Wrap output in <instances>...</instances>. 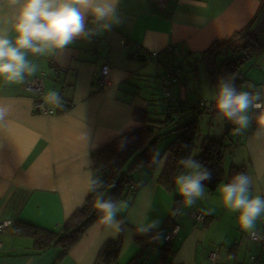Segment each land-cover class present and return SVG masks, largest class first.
<instances>
[{
  "label": "crops",
  "instance_id": "1",
  "mask_svg": "<svg viewBox=\"0 0 264 264\" xmlns=\"http://www.w3.org/2000/svg\"><path fill=\"white\" fill-rule=\"evenodd\" d=\"M263 1L167 0L161 8L153 0H121L123 23L111 31L90 40L77 39L56 56L29 57L40 66L35 76L45 74L46 96L55 88L63 94L64 103L71 104L64 108L66 112L36 113L34 97L25 89L26 84L0 81V102L10 107L7 123L0 125V222L12 221V226L0 233V264H97L104 245L121 235L100 220L64 257L62 246L57 244L35 251L31 237L14 234V222L60 231L90 194L83 165L85 152L96 176L94 152L140 126L134 120L137 108L147 110L151 118H163V64L137 60L134 53L167 48L186 53L183 60L175 54L165 57V62L173 58L178 65L187 67L182 82L175 84L179 93L173 94L181 105L190 107L195 99L190 82L201 69L199 64L194 73L195 59L216 39L231 37L246 28ZM3 16L0 13V20ZM88 22L91 26V17ZM250 61L252 67L246 73L240 70L238 76L244 81L243 90L251 83L264 93V49ZM106 63L111 66L110 80L102 86L98 78ZM156 91L159 94L154 98ZM187 113L188 110L182 115ZM256 128L251 126L244 133L240 158L244 152L254 194L264 195V134L257 135ZM163 169L164 165L162 170L141 167L132 173L137 191L122 201L127 207L117 214L126 224L119 260L114 264H128L140 252L135 243L140 224L160 220L159 227L153 229L158 231L167 227L171 216L181 225V231L170 246L165 243L161 247L156 264H264V243L252 242L249 234L240 230L237 213L228 211L221 202L220 188L227 183L228 174L216 192L210 193L206 187L207 197L187 207L177 189L169 192L158 184ZM176 198H181L182 203L172 215ZM194 208L204 212L207 221L195 220L191 215ZM256 230L264 231V214ZM129 236H133L131 243ZM215 247L220 248V259L213 263L208 256Z\"/></svg>",
  "mask_w": 264,
  "mask_h": 264
},
{
  "label": "clouds",
  "instance_id": "2",
  "mask_svg": "<svg viewBox=\"0 0 264 264\" xmlns=\"http://www.w3.org/2000/svg\"><path fill=\"white\" fill-rule=\"evenodd\" d=\"M121 0H0V81L6 84L23 85L39 71L33 58L52 57L62 53L77 39L90 40L114 26L123 23L120 11ZM91 17V26L88 18ZM239 88L234 80L219 79L210 100L216 120L232 125L233 135L244 134L255 121L257 135L264 134V93L249 83L247 90ZM46 103L56 108L63 107L64 98L55 88L50 89ZM10 107L0 102V125L7 123ZM86 143V137L84 136ZM167 160L159 149L154 150L151 163L162 170ZM92 161L85 152L83 165L88 175V191L94 193V208L101 224L114 230L116 235L124 232V219L117 214L127 207L126 203L99 191L103 181L94 176ZM181 169L175 177L178 194L185 206L192 207L197 200L207 197L204 181L212 180V172L203 167L192 155L178 160ZM253 178L246 172L238 171L229 182L220 188L223 206L232 213L242 232L254 235L257 221L264 214V195L253 192ZM11 225L12 221H5ZM160 220L140 224L136 231L144 235L157 229ZM163 233L153 236L154 241H162ZM133 236L128 237L129 243Z\"/></svg>",
  "mask_w": 264,
  "mask_h": 264
},
{
  "label": "trees",
  "instance_id": "3",
  "mask_svg": "<svg viewBox=\"0 0 264 264\" xmlns=\"http://www.w3.org/2000/svg\"><path fill=\"white\" fill-rule=\"evenodd\" d=\"M264 34V1L256 15L250 21V24L241 31H237L231 37L216 39L209 48L201 53L199 58L194 61V73L198 72L199 64L205 68L206 77L209 83L216 86L219 79L234 80L235 85L239 88L244 81L239 76L240 66L245 63L243 59H252L260 50L264 49V42L260 40V36ZM177 55L180 59H185L186 53L180 55L175 48H168L167 51L161 53L158 59L150 56L149 50H139L134 53L133 58L163 64L162 75L160 76L161 89L164 94L165 109L162 110L161 119L151 118L147 110L136 109L134 120L140 126L128 130L107 144L98 148L93 155L94 169L96 176L103 181V187L99 191H103L107 196L118 201L129 200L137 191V187L133 185L134 180L132 173L141 167H147L154 170L157 165L151 163L154 155L158 139L155 138L157 130L180 124L183 112L190 109H198L205 103L200 101L197 105L190 107L181 105L176 96L171 91V87L176 83H181L184 77L183 66L178 65L171 58L170 62H165V57ZM201 59V63H199ZM243 90V89H242ZM63 96V94H62ZM65 101V100H64ZM71 104L64 103L63 107L56 108L57 113L66 112L64 108H68ZM198 112H201L200 110ZM255 121L252 129L256 128ZM252 130V131H253ZM173 131L178 133L177 138L167 147L164 154H167V160L164 163L163 172L158 180V184L167 191H174L175 177L181 171L178 160L192 155L203 167L212 172V180L204 181L210 193L217 191L220 184L226 179L227 182L238 171L248 174L247 166H232L226 173L224 164V154L226 151L225 142L217 139H205L201 144V151L194 156L197 148L199 137L198 119L195 117L189 121H185ZM228 135L232 133V125H226ZM244 134L237 135L234 139L235 144H240ZM163 154V155H164ZM162 155V156H163ZM94 193H90L84 204L71 215L62 229L58 232L49 231L37 227L30 223L14 222V234L20 236H29L34 241V250L42 251L49 248L53 244L62 246L64 257L70 249L80 240L87 229L95 222L99 221V216L94 208ZM182 203L181 198H176L172 215H174ZM124 219L122 215L117 216ZM167 227L158 231H151L147 234H138L135 237V243L140 247V252L128 264H143L147 250L157 245L158 241L152 239L157 233L165 235ZM123 246V234L121 233L118 240L108 241L102 248L97 264H114L118 262L119 255ZM61 257V258H62Z\"/></svg>",
  "mask_w": 264,
  "mask_h": 264
},
{
  "label": "rangeland",
  "instance_id": "4",
  "mask_svg": "<svg viewBox=\"0 0 264 264\" xmlns=\"http://www.w3.org/2000/svg\"><path fill=\"white\" fill-rule=\"evenodd\" d=\"M260 40L262 42H264V34H262L260 36ZM244 61H245V63L243 64V66L242 65L240 66V70L242 73H246L247 68L252 67L251 61L249 59H243V62ZM200 67H201L200 72L197 75L193 74L192 81L190 82L189 89L192 90V92L195 96L194 102L191 101L190 105L191 106L196 105V104L198 105L200 101H203L205 103V105L203 104L198 109H190L189 113L183 115V117L180 120V124H178V125L175 124L173 126L170 125V126L164 128L163 130H157L156 134H155L156 135L155 138L158 139V141H157L158 146H156V149H159L161 152V155H163L165 150L167 149V147L178 136V133L173 131V130L176 129L179 125L183 124L185 121H189V120L197 117L198 126H199V133H198L199 137H198V141H197V148L194 152L195 153L194 156H196L198 154V152L201 151L200 146L205 139L210 138V139L221 140V141L225 142V144H226V151L224 154V164H225L226 173H228V170L231 169L232 166H234V167L246 166L245 165L246 163L243 161V159H245V153L243 152V155H242L243 158L241 159L240 158L241 157V150H240L241 147H239L240 144H235V142H234V139H236L237 135H233V133L228 135L226 132L227 121L220 123L216 120L215 112L213 111V105H212V102L210 100L211 94L215 91V86H213L209 83V81L206 77L204 66L202 64H200ZM254 67H256V66L254 65ZM186 68H187L186 66L183 67V74L186 73L185 72ZM110 69H111V66H110ZM110 73H111V71H110ZM191 73H192V71H191ZM35 77H38V76H35ZM35 77L31 78L30 80L34 79ZM109 80H110V77H109ZM138 84L140 86H143V83H141V82H138ZM154 88L157 89L158 86L155 85ZM245 89H246V86H245ZM179 90H180V88H179ZM179 90L176 89V85H173L171 87V91L175 95H176V92H177V94L179 93ZM146 93H148V91ZM156 94L157 95L154 98H157L159 93L156 91ZM199 110L201 112H198ZM192 217H193V215H192ZM171 219H173L176 223H178L172 216H171V218H169L167 220V222ZM205 221H207V219ZM205 221H203V222H205ZM180 227H181V225H180ZM180 231H181V228H180ZM180 231H179V233H180ZM258 231H260V230H258ZM1 235H3V234H1ZM172 242L170 244H168L164 238V240H162L158 244L157 247H153V248L149 249L147 256L145 258V264H156L155 262H156L157 258L160 256L159 250L161 249V247L165 243L167 246L168 245L170 246L172 244ZM154 253H157V255L155 254V256H154Z\"/></svg>",
  "mask_w": 264,
  "mask_h": 264
},
{
  "label": "built area",
  "instance_id": "5",
  "mask_svg": "<svg viewBox=\"0 0 264 264\" xmlns=\"http://www.w3.org/2000/svg\"><path fill=\"white\" fill-rule=\"evenodd\" d=\"M159 7L163 8L166 6L167 0H153ZM168 49V48H167ZM167 49L163 51H149L150 56L154 59H158V57L161 55L162 52L167 51ZM180 55H183L181 52H179ZM110 65L108 63L104 64L101 68L98 81L102 86H107L109 84V77H110ZM45 74H42L41 76L35 77L34 79L30 80L25 85V89L34 97L35 102V111L36 113H41L44 115H54L57 113L55 107H50L45 102ZM193 218L197 221H205L208 217L204 212H202L199 209H193L192 210ZM11 225H6L5 221L0 222V233H3L7 228H9ZM180 225L176 223L173 219L169 220L167 222V229L165 231V241L170 244L174 238L178 235L180 231ZM250 240L252 242H261L264 243V231H258L256 230L254 235L249 234ZM1 246V241H0ZM220 259V248L215 247L211 250L208 260L215 263L219 261ZM255 259V256L253 257Z\"/></svg>",
  "mask_w": 264,
  "mask_h": 264
}]
</instances>
